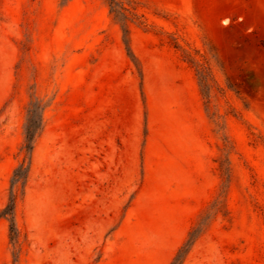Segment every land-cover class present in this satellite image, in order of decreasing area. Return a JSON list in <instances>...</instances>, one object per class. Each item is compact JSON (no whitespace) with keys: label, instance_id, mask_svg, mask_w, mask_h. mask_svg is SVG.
<instances>
[{"label":"rangeland","instance_id":"374dc122","mask_svg":"<svg viewBox=\"0 0 264 264\" xmlns=\"http://www.w3.org/2000/svg\"><path fill=\"white\" fill-rule=\"evenodd\" d=\"M0 264H264V0H0Z\"/></svg>","mask_w":264,"mask_h":264},{"label":"trees","instance_id":"16d2710c","mask_svg":"<svg viewBox=\"0 0 264 264\" xmlns=\"http://www.w3.org/2000/svg\"><path fill=\"white\" fill-rule=\"evenodd\" d=\"M30 130H31V128L29 127V132H30ZM33 141H34L33 138L31 139L28 136L27 142H26V145H25L26 151H30L31 152L33 150ZM25 172H26V168H24L23 165H22L20 167V169L15 172V179L20 177V175L24 174ZM14 210H15V198H12L10 204L8 205V207H7L6 211H5L6 214L11 216L10 221H11L12 230L15 229Z\"/></svg>","mask_w":264,"mask_h":264}]
</instances>
